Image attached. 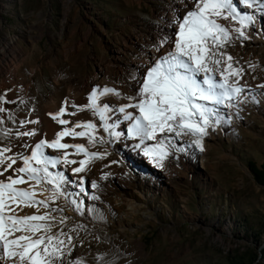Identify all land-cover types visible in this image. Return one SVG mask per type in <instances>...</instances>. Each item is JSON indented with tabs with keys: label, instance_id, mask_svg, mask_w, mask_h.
Segmentation results:
<instances>
[{
	"label": "rangeland",
	"instance_id": "1",
	"mask_svg": "<svg viewBox=\"0 0 264 264\" xmlns=\"http://www.w3.org/2000/svg\"><path fill=\"white\" fill-rule=\"evenodd\" d=\"M185 4L191 7L190 0H0V47L11 43L24 58L17 80L0 87V94L12 102L2 106L14 118L0 124V146L29 153L30 148L22 147L25 142L51 141L61 130L88 121L98 125L97 135L106 141L95 146L86 138L62 141L83 144L89 152H107L106 158L89 161L84 172L72 173L78 164L53 170L76 182L65 185L74 195L53 205L63 210L55 213L57 219L67 218V224L57 225L53 232L63 228L74 237L75 248L66 261L75 264L74 257L82 264H264V88L257 87L264 83V24L249 30L251 38L243 46L235 40L226 48L245 68L241 84L247 83L251 91L237 107L221 108L231 124L209 129L203 152L192 148L188 154L174 153L163 167H156L133 150L138 141L122 136L110 142L97 117L71 106L86 105L97 86L132 95L135 84L130 76L144 71L138 60L154 55L149 45L162 30L174 31L166 22L173 8L188 10ZM102 71L108 74L106 83L96 81ZM65 101L67 113L76 114L64 115L70 123L60 125L50 114H57ZM100 102L115 107L127 103L115 96ZM29 120L39 123L21 127L20 122ZM127 123L117 131L126 135ZM7 129L13 132L4 138ZM26 130L37 135L17 138L16 132ZM178 146H184L183 141ZM81 179L87 196L79 192ZM91 182L99 187L91 188ZM48 195L44 192L37 199ZM92 195L99 199H90ZM73 199L83 202V215ZM45 211L41 208L39 214ZM18 213L32 215L36 208ZM78 226L82 227L71 232Z\"/></svg>",
	"mask_w": 264,
	"mask_h": 264
},
{
	"label": "snow or ice",
	"instance_id": "2",
	"mask_svg": "<svg viewBox=\"0 0 264 264\" xmlns=\"http://www.w3.org/2000/svg\"><path fill=\"white\" fill-rule=\"evenodd\" d=\"M191 7L180 13L173 8L172 19L167 21L174 31L163 32L158 39L149 45L153 55L144 71L137 76H130L135 88L132 95L122 93L116 88L95 87L87 97L88 103L83 106L71 105L77 111L89 110L100 121V127L111 138L110 142L134 140L133 150H139L156 167H163V161L174 153L188 154L189 149L204 151L203 140L222 124H231L225 119L221 108L233 109L246 99L251 91L247 83L241 84L245 68L239 65L226 48L235 40H249V30L257 22V14L264 17V0H190ZM247 10H252L251 13ZM224 21L226 23H221ZM234 25V26H233ZM165 45L167 47L165 48ZM253 70L255 65L252 66ZM257 87L264 88V83ZM105 96H115L127 101L119 107L101 104ZM12 103L5 95L0 94V124L6 119H14L8 109L2 105ZM68 102L52 119L60 125L70 121L63 119L67 113ZM128 109L135 110V113ZM122 116L113 118V114ZM111 120V122H110ZM122 122L124 131H117ZM21 127L39 121H22ZM79 128L81 131L77 132ZM100 128L94 122H77L72 128H65L56 134L51 141L40 139L34 145L25 142L22 147L30 148L29 153L23 151L13 153L9 145L0 146V264H73L67 260L73 252L74 237L60 228L53 232L57 225H66L67 218L55 213L63 210L53 207L56 200H65L74 193L68 192L69 181L63 171H53L58 166L65 168L78 164L73 174L86 171L89 161L106 158L107 152H89L83 144L62 142L65 137L74 139L86 138L92 146L104 144V137L97 135ZM12 129L3 130L4 138L12 134ZM35 130L16 132L17 138L34 137ZM153 142L148 144L147 142ZM183 141L184 146H178ZM73 149L69 152L68 149ZM58 153L52 155L46 150ZM71 155H83L87 159H70ZM20 164L19 167L14 165ZM11 171L13 174L5 176ZM106 178V177H105ZM27 184V188L20 187ZM84 180L79 181V192L88 195L83 187ZM99 187L91 182V188ZM48 192L41 200L38 195ZM92 200L99 197L92 195ZM76 211L83 215V202L71 200ZM36 208L32 215L20 216L18 210ZM46 211L39 214L40 209ZM78 227L71 229L77 232ZM75 264H82L81 260Z\"/></svg>",
	"mask_w": 264,
	"mask_h": 264
},
{
	"label": "bare ground",
	"instance_id": "3",
	"mask_svg": "<svg viewBox=\"0 0 264 264\" xmlns=\"http://www.w3.org/2000/svg\"><path fill=\"white\" fill-rule=\"evenodd\" d=\"M258 22L256 24L257 28H260L261 25L264 24V17L259 18L258 14ZM12 55L14 57H12ZM156 55V53H154ZM22 55L16 51L12 44H8V46L0 47V87H4L8 84H12L17 80V77L20 73V70L24 64L22 59ZM149 57L145 56L138 60V64L142 66L148 64ZM96 81L98 83H106L108 82V74L105 71H102L101 75L96 76Z\"/></svg>",
	"mask_w": 264,
	"mask_h": 264
},
{
	"label": "trees",
	"instance_id": "4",
	"mask_svg": "<svg viewBox=\"0 0 264 264\" xmlns=\"http://www.w3.org/2000/svg\"><path fill=\"white\" fill-rule=\"evenodd\" d=\"M264 183V181H262Z\"/></svg>",
	"mask_w": 264,
	"mask_h": 264
}]
</instances>
